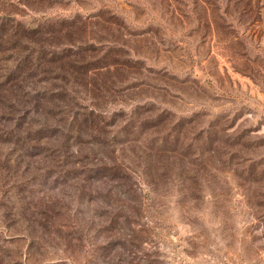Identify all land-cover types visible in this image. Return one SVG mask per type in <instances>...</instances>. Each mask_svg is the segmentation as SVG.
Segmentation results:
<instances>
[{"label":"rangeland","instance_id":"obj_1","mask_svg":"<svg viewBox=\"0 0 264 264\" xmlns=\"http://www.w3.org/2000/svg\"><path fill=\"white\" fill-rule=\"evenodd\" d=\"M40 3L0 11L57 43L98 16L95 45L130 70L95 97L110 126L66 141L75 165L0 107V264H264V0Z\"/></svg>","mask_w":264,"mask_h":264},{"label":"trees","instance_id":"obj_2","mask_svg":"<svg viewBox=\"0 0 264 264\" xmlns=\"http://www.w3.org/2000/svg\"><path fill=\"white\" fill-rule=\"evenodd\" d=\"M40 1L19 0V4L32 11L42 10L34 9L41 4ZM0 12L5 14L4 9ZM3 14L0 13V40L7 36L11 43L6 49L0 43V52L11 55L4 60L11 59L12 66L0 75V107H7L10 112L21 110L35 117L33 123L40 127L28 132L25 139L29 142L45 139L56 142L61 134V149L65 148L64 165H75L69 161L71 151L67 142L85 133L81 123L86 125L88 133L110 126L107 118L101 115L95 97L108 92L106 87H109L107 82L111 80L112 71L129 74L130 68L125 62L110 58L111 48L106 47L109 49L105 50L104 45H95L97 40L92 37V32L99 25L98 16H76L60 32L62 34L67 30L70 35L82 34L88 39L57 43L47 38L51 33L45 29L46 22L33 27L25 26L9 14ZM99 63L103 65L99 66ZM38 116L45 121L42 122ZM66 116L70 120L68 126H47L49 118L61 126ZM9 133L14 136L15 130ZM19 136L15 135L14 138L19 141ZM45 151L49 152L50 149ZM112 164L113 168H107V171L116 174L117 169Z\"/></svg>","mask_w":264,"mask_h":264}]
</instances>
